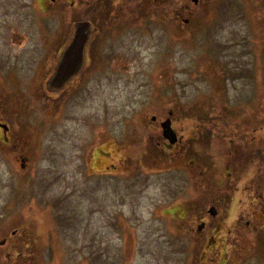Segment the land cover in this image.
<instances>
[{
    "label": "rangeland",
    "instance_id": "1",
    "mask_svg": "<svg viewBox=\"0 0 264 264\" xmlns=\"http://www.w3.org/2000/svg\"><path fill=\"white\" fill-rule=\"evenodd\" d=\"M42 1L0 0V264H264L258 170H210L234 132L264 130V0L225 1L215 30L199 10L172 11L169 32L104 29L54 94L44 83L78 13ZM170 112L181 152L152 143Z\"/></svg>",
    "mask_w": 264,
    "mask_h": 264
},
{
    "label": "flooded vegetation",
    "instance_id": "2",
    "mask_svg": "<svg viewBox=\"0 0 264 264\" xmlns=\"http://www.w3.org/2000/svg\"><path fill=\"white\" fill-rule=\"evenodd\" d=\"M189 1L190 0H45V6L43 5V1L42 4H40L39 6L42 9L46 8L49 10L59 9L61 11H65L67 9H73V12L78 13V17H76V19L73 21L71 19L72 22L67 25L69 26V29H67L68 31H66L67 34L65 33V41L63 40V42L59 45L56 51L57 56L60 51L64 49L65 46L69 43L70 39L72 38L71 36L74 33L75 26L77 24L81 25L85 23L84 32L88 36V42L85 51V66L80 72L81 75L84 74L89 68L88 65L92 53L94 54L97 51L95 49L92 50L93 43L95 40L94 38L96 36L101 35L105 30H108L111 27L118 29L120 28L123 31L128 27H139L140 23H144L147 25V29H149L153 26L154 22H157L158 24H162V26L169 32L171 20L170 14L172 11L175 13L174 20L182 23V14H184V12H188L187 15L189 17L193 16L194 11L195 15H197V10H199L202 11L206 16L208 11L213 13V19L210 21V23L212 24V27L215 30L214 27H217L218 25L216 14H218V11L219 13H223L229 1H237V4L243 5L251 1L260 2V0H197V3L193 4L195 8L193 9V6L189 4ZM225 1L227 2L226 5H224ZM209 6H211L210 9L208 8ZM242 14H245V12H242ZM190 21V18H183V22L186 24H188ZM1 119L2 116H0V120ZM171 121L172 127L174 128L175 123L173 122L172 118ZM249 128L254 130H247V132L236 131L233 133V135H237V137L240 139L242 138V140L237 144V146H232L231 140L229 142H226L229 150L226 152V157H224V163L220 162L222 164L220 169L213 167L210 168V170L216 173L218 170L222 171V175H218L219 173L217 174L221 178H226V176L233 178L237 176L240 170H245L248 164L249 166L251 164L255 166L258 170L256 174L257 178H255L254 184H251L252 186L247 185V188L248 186H250L248 188V197L251 198L250 203L254 207V209L252 210V217L264 221V206H260L258 210L256 209V204L258 203L259 199H264V195L258 193L257 189L258 187L260 188L262 185H255L260 178L259 173L264 169V134L262 135V133H264V130H261L260 128L258 129L257 125L253 128ZM5 132L8 133L7 130ZM176 133L178 137L177 143L170 144L161 136V134H158L156 139H154V135H152V143L156 144L158 147L162 146L163 148H161L164 150L179 149L181 152V150H183L185 146V139L177 131ZM206 133L207 131H204V134ZM210 133H216V130L209 132V134ZM254 133L259 134V136L255 135ZM0 134H2V132H0ZM225 134L227 133L224 131H222L221 133H217V135L221 136L222 139L224 138ZM215 139L218 140L217 137ZM246 139H249V141H246ZM222 141L224 142V139ZM181 142L182 148L179 146V148H177V144ZM249 145L253 146L248 147ZM187 157H189L188 153ZM191 159L194 160L192 157ZM192 160H189V163L192 164L193 167H195L196 163L193 162L196 161ZM213 161H223V159L220 156L214 155ZM207 165L208 164H205L206 167H208ZM197 171H194L193 175L197 176L196 178L201 179L203 170L200 169V171ZM215 186H217L216 183ZM248 223L249 222H247V224ZM223 263L224 260L220 264Z\"/></svg>",
    "mask_w": 264,
    "mask_h": 264
},
{
    "label": "water",
    "instance_id": "3",
    "mask_svg": "<svg viewBox=\"0 0 264 264\" xmlns=\"http://www.w3.org/2000/svg\"><path fill=\"white\" fill-rule=\"evenodd\" d=\"M197 3V0H192ZM85 23L77 24L75 26L74 34L69 43L61 51L59 58L54 66L53 72L45 82V89L50 93H58L62 91L65 86L84 68L85 64V50L88 42V36L84 32ZM162 134L164 138L168 139L170 143L177 141L176 132L171 127L170 119L161 122ZM24 167V162L21 164ZM211 216L217 214L214 206L208 210ZM204 224L198 226L201 230Z\"/></svg>",
    "mask_w": 264,
    "mask_h": 264
}]
</instances>
